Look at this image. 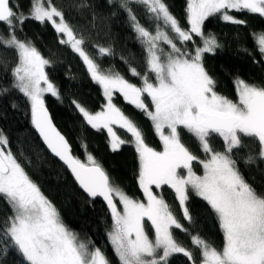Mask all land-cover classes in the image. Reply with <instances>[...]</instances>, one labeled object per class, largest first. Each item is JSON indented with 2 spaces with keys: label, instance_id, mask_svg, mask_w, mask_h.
I'll use <instances>...</instances> for the list:
<instances>
[{
  "label": "snow or ice",
  "instance_id": "1",
  "mask_svg": "<svg viewBox=\"0 0 264 264\" xmlns=\"http://www.w3.org/2000/svg\"><path fill=\"white\" fill-rule=\"evenodd\" d=\"M134 3L142 4L151 14L154 30L141 25L130 7ZM119 6L129 12L146 53L143 72L129 67L131 75L140 79L139 85L118 72L102 69L85 51L84 38L77 36L52 0H30L27 13L16 0H0V48L5 53H16L13 87L29 99L35 128L51 152L68 166L80 187L90 197H102L107 202L114 222L108 236L120 264H168L177 253L196 264L193 252L173 233V229L185 233L188 229L163 194L153 191V186L165 185L174 190L186 220H192L187 207L189 190L202 197L218 219L222 247L217 248L199 234L191 237L192 245L200 252V264H264V192L246 181L233 158L234 150L245 149L253 141L258 143V156L264 160V85L237 77V99L232 100L216 91L217 81L204 64L206 54H214L222 47L214 33H205V21L219 14L225 22L246 25L247 21L230 12L264 17V0H187V29L170 12L165 0H121ZM29 20L52 26L62 37L60 43L79 54L92 79L102 86L107 100L103 110L92 114L80 104L76 107L92 128L107 130L113 151L125 143L134 144L140 165L138 181L146 202L131 198L115 185L91 154L86 155V162L72 154L69 142L53 124L45 105L46 93L60 98L45 71L51 62L34 43L18 35ZM250 35L264 56V30ZM194 36L201 38L202 46L196 45ZM189 42L195 47L189 49ZM99 54L112 53L109 48L99 47ZM0 62L6 64L7 60L0 56ZM7 91L0 88V93ZM115 93L152 121L163 151L145 142L143 130L113 103ZM149 99L150 103L146 102ZM113 125L126 130L131 139L117 136ZM182 130L195 139L206 158L201 159L182 142ZM215 137L222 138V151L213 146ZM8 143L0 133V197L12 212L0 222V255H6L11 246L27 264H111L100 248H90L64 224L56 207L6 149ZM82 147L87 151L86 144ZM254 160L249 155L246 162ZM193 162L202 165V175L194 171ZM117 199L122 210L117 207ZM146 220L154 229V239L146 231Z\"/></svg>",
  "mask_w": 264,
  "mask_h": 264
},
{
  "label": "trees",
  "instance_id": "2",
  "mask_svg": "<svg viewBox=\"0 0 264 264\" xmlns=\"http://www.w3.org/2000/svg\"><path fill=\"white\" fill-rule=\"evenodd\" d=\"M21 9L27 13L30 0H16ZM64 12L66 21L72 26L77 36L84 38L85 51L104 70L118 72L129 82L139 85L140 79L131 75L129 67L143 72L146 68V53L138 34L134 30L129 12L120 7L121 0H52ZM187 0H165L170 12L185 29L189 27L186 20ZM133 13L141 25L154 30V22L147 9L138 3L130 4ZM234 17L247 21L246 25H233L223 21L219 14L205 21V33H214L222 47L212 54H206L205 68L217 81L216 91L232 100L237 99L234 81L237 77L258 85H264V56L257 51L250 33L264 30V17L247 12L231 11ZM3 25H0V30ZM22 38L34 43L41 54L50 60L45 71L54 84L60 98L48 94L45 105L51 117L67 138L73 155L86 162V155L91 154L108 174L110 180L133 199L144 200L139 185V159L135 146L125 143L113 151L108 133L103 129H94L86 123L76 104H80L90 113L95 114L104 109L106 99L103 90L90 76L85 63L67 44L60 43L62 38L49 24L29 20L23 26ZM196 45L202 46L201 38L195 37ZM99 47L111 49V55H100ZM166 47V46H165ZM189 49L195 47L191 42ZM247 49V51H245ZM0 56L7 63L0 62V88H7L0 93V133L7 137V148L11 150L18 162L24 167L30 178L40 187L41 192L52 202L64 224L79 239L98 247L105 253L111 264H120L108 233L113 229V219L105 204L100 199L87 197L79 188L65 166L57 161L45 148L32 125L31 104L28 98L13 87V69L16 65V53L0 48ZM114 103L125 115L132 118L143 130L145 142L157 151H163V144L157 136L152 121L135 106L129 104L122 95L116 93ZM146 102L150 103V99ZM121 139L130 140V134L118 130ZM182 142L201 159L206 158L199 149L195 139L181 131ZM87 146L85 151L82 145ZM217 150H223L222 138L212 140ZM259 145L249 141L248 146L233 153L237 166L246 181L258 192H264V160L258 156ZM255 157L254 162L247 163V157ZM193 169L198 175L203 174L202 165L193 162ZM157 194H163L166 202L174 209V214L188 229L182 232L173 229L174 236L182 245L193 252V259L200 264V252L191 243V237L199 234L205 240L222 247L223 232L210 205L189 190L187 207L192 220H186L181 213L174 190L163 186ZM119 209L121 206L117 202ZM9 205L0 197V222L11 215ZM146 231L154 239V229L145 221ZM0 264H27L14 247H9L6 255H0ZM168 264H192L182 253L174 254Z\"/></svg>",
  "mask_w": 264,
  "mask_h": 264
},
{
  "label": "water",
  "instance_id": "3",
  "mask_svg": "<svg viewBox=\"0 0 264 264\" xmlns=\"http://www.w3.org/2000/svg\"><path fill=\"white\" fill-rule=\"evenodd\" d=\"M48 112H49V111H48ZM49 114H50V113H49ZM50 116H51V114H50ZM51 119H52V117H51ZM52 122H53V124L55 125L53 119H52ZM32 125H33L35 131L37 132V134H38L40 140L42 141L43 145H44L45 148L48 150V152H49V153H50V154H51V155H52L57 161H59L63 166L66 167V169H67L68 172L71 174V176L73 177V179L75 180V182L77 183V185L79 186V188L82 190V192H83L87 197L92 198V197H90V196H89V195H88V194H87V193H86V192L80 187L78 181H76V179H75L73 173H72L71 170L68 168V166H67V165H66V164H65V163H64V162H63L58 156H56L54 153H52L51 150L47 147L45 141H44L43 138L41 137L39 131L35 128L33 122H32ZM55 127L57 128L56 125H55ZM57 130L61 133V131H60L58 128H57ZM61 134H62V133H61ZM62 135H63V134H62ZM63 136H64V135H63ZM64 137H65V136H64ZM65 138H66V137H65ZM66 140H67V138H66ZM67 141H68V140H67ZM70 146H71V145H70ZM71 149H72V147H71ZM72 154H73V152H72ZM95 198L102 200V202H103V203L105 204V206L108 208V206H107V202L104 201L102 197H95ZM95 198H93V199H95ZM117 207L119 208L118 204H117ZM108 210H109V212H110V214H111V211H110L109 208H108Z\"/></svg>",
  "mask_w": 264,
  "mask_h": 264
},
{
  "label": "rangeland",
  "instance_id": "4",
  "mask_svg": "<svg viewBox=\"0 0 264 264\" xmlns=\"http://www.w3.org/2000/svg\"><path fill=\"white\" fill-rule=\"evenodd\" d=\"M78 54V53H77ZM79 55V54H78ZM80 57V56H79ZM81 58V57H80ZM82 59V58H81ZM83 60V59H82ZM84 62V61H83ZM86 65V64H85ZM86 68H87V65H86ZM46 69V68H45ZM88 70V69H87ZM89 72V71H88ZM90 74V73H89ZM90 76H91V74H90ZM92 78V77H91ZM95 81V80H94ZM96 82V81H95ZM97 83V82H96ZM98 84V83H97ZM100 85V84H99ZM101 86V85H100ZM101 88H102V86H101ZM102 90H103V88H102ZM48 94H50V93H46L45 94V96L46 95H48ZM116 94V93H115ZM115 94H114V96H115ZM45 96H44V99H45ZM114 96H113V98H114ZM105 97V96H104ZM105 99H106V97H105ZM29 100V99H28ZM126 101V100H125ZM30 102V101H29ZM106 103H107V100H106ZM113 103H114V100H113ZM31 104V103H30ZM115 104V103H114ZM106 105V104H105ZM105 107V106H104ZM95 129V128H94ZM103 129V128H102ZM119 129H122L119 125H113V130H114V132L116 133V135L117 136H119V133H118V130ZM103 130H105L106 132H107V130L106 129H103ZM124 130V129H123ZM126 131V130H125ZM108 133V132H107ZM157 134V133H156ZM109 135V134H108ZM157 136H158V134H157ZM120 137V136H119ZM159 137V136H158ZM109 138H110V140H111V137L109 136ZM162 143V142H161ZM6 147V149H8L7 148V145L5 146ZM121 147H122V145H121ZM120 147V148H121ZM119 148V149H120ZM118 149V150H119ZM117 151V150H116ZM166 186V185H165ZM141 188V187H140ZM155 189L156 190H160L161 188H155V186H153V191L156 193V191H155ZM141 190H142V188H141ZM142 193H143V190H142ZM143 197H144V200H142V202H146V197L144 196V194H143ZM202 198V197H201ZM117 202L119 203V201H118V199H117ZM119 205L121 206V210H122V208H123V205L122 204H120L119 203ZM147 221V220H146ZM110 241V240H109ZM86 243V242H85ZM111 243V242H110ZM112 245V244H111ZM91 248V247H90Z\"/></svg>",
  "mask_w": 264,
  "mask_h": 264
}]
</instances>
